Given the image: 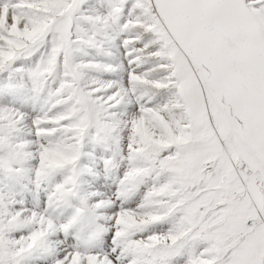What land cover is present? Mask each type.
Masks as SVG:
<instances>
[{"label": "snow or ice", "instance_id": "snow-or-ice-1", "mask_svg": "<svg viewBox=\"0 0 264 264\" xmlns=\"http://www.w3.org/2000/svg\"><path fill=\"white\" fill-rule=\"evenodd\" d=\"M0 264H264V0H0Z\"/></svg>", "mask_w": 264, "mask_h": 264}]
</instances>
